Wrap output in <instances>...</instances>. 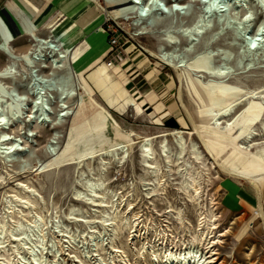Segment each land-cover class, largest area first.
Instances as JSON below:
<instances>
[{
    "label": "rangeland",
    "instance_id": "1",
    "mask_svg": "<svg viewBox=\"0 0 264 264\" xmlns=\"http://www.w3.org/2000/svg\"><path fill=\"white\" fill-rule=\"evenodd\" d=\"M7 1H0V19L16 49L25 51L29 45L28 38L23 33H16V18L12 19L6 14L10 7L15 6L12 2L7 4ZM98 1L106 11H101L92 4L99 10L101 16L99 21H95L94 30L102 29L101 34L105 36L108 46H110L108 40L112 37L117 38L120 43L108 54L105 61L115 64L111 71L113 76L123 70L126 71L123 82L131 95L140 102L143 111L138 112L135 107L124 111L114 110L103 103L100 97L94 93L93 98L111 115L113 121L104 128L93 130L92 116L97 112H92V107L88 106L87 112L84 110V117L83 113L81 116L90 120V126L86 129L85 136L79 135L77 139L72 129L74 116H63L59 124L52 126L60 133L58 148L55 151L46 152L44 146L52 131L50 120H53L57 115L59 108L57 106L60 105L56 99L55 102H52L53 99H49L52 104L48 105V112L44 117H39L38 113H32L34 118L29 119L31 114L26 112L21 115L25 117L28 114V117H25L26 127L22 125L19 128L18 120L14 123L16 128L12 126L15 128L12 135H16V138H20L24 133L27 136V131L28 134H32L28 135L31 141L30 146L25 150L26 152L20 153L18 162L21 161L24 166H31L35 163L44 164L63 152H72L77 148L78 150H87L85 149L87 147H83L85 145H88L89 149L106 146L117 139L123 140L121 134L126 129L135 131L136 140H141L146 135H160L166 130H171L163 126V122L173 117L176 121L177 119L180 121L178 128L184 131V138L187 141L186 150L182 155L183 160H193L191 152L193 142L197 143L198 149L204 157L205 165L193 162L192 168H190L197 170L201 166L200 170L203 174L201 179L205 181L204 194L199 198L198 203L191 202L181 189L183 174L176 172L178 166L174 164L168 170L162 161L160 166L164 171L163 178L167 179L169 186L163 191L156 189L158 186L155 181L151 185H147V182L152 181L153 177L144 173L140 165L139 148L134 145L111 152L114 159H107L110 164L107 172L102 176L106 191L101 192L104 195L99 193L102 197L97 198L99 199L98 206H90L83 203L85 197L79 192L85 190L89 178L100 177L98 159L86 163L79 172L75 171L71 164L53 168L38 175L35 173L23 174L18 170L17 163L6 160L2 153L3 149L0 148V223H5L9 228L14 224L13 222L19 219L20 215L30 217L35 214H41L46 222L40 234L32 232L34 241L25 239L19 241L15 238H21L23 235L8 234L4 243L0 245V264H18L20 261L22 264H157L156 262L163 258L166 249H172L175 252L185 247L195 246L199 251L205 253L207 250L204 249V246L198 240L192 244V239L199 235L200 212L198 209L204 206L206 213H210L211 198L214 202L213 209L218 217L217 230L219 233L217 235L224 234L219 238V242L211 248L213 251L207 254V256L214 254L212 256L214 263L212 264H264V228L260 225L261 222L256 220L239 243L234 239L244 222L249 221L256 213V210L252 208L253 204L246 196L247 192L252 196L251 187L247 182L237 180L212 166L213 157L206 151L199 137L191 135L192 121L181 108V101L178 100L181 89L184 105L192 115L194 123L202 129L204 115H202L201 104L191 88L190 77L204 87H220L222 95L217 101L211 103L212 108L239 93L243 94L248 90L264 86L263 37L257 48H253L251 51L247 49L246 23L240 24L239 20L233 17L232 14L236 9V4H234V10L230 7L229 10L222 13L223 15L215 11V13H211L209 30L194 43L190 51H187L185 49L186 38L183 36L185 35L184 30L192 24L194 17L203 7L204 0L202 2L190 0L188 5H184L185 8L181 10H176L174 4L173 8H170L172 0H158L165 5L160 12H155L153 15L150 13V17L133 18L126 21L122 18L118 20L110 18L108 13L113 8H110V5L104 0ZM184 1L186 4L188 0ZM232 1L234 2V0L228 2L233 5ZM249 1L255 5L256 20L253 22L255 27L263 7L259 3L260 0ZM154 4L157 3L154 2ZM58 7L59 4L58 6L51 5L41 18L37 19L40 22L37 25L38 31H43L45 24L51 20L57 27L56 33L53 34L55 36L68 28L65 18L60 19L56 16L60 10H56ZM13 16L15 17V14ZM75 30L67 36L71 49L78 40L84 37L83 34H78L83 32L82 28L76 27ZM77 31L78 33H76ZM71 34L73 35L70 36ZM21 36L25 37L18 39ZM173 37L179 43L170 46L171 42L169 41H173ZM96 40L89 39L91 50L87 51L88 53L93 50ZM163 41L161 49L157 45ZM148 50L158 51V54L164 55L165 59L151 56ZM100 51V49L93 50V56L99 55ZM226 51L229 52V55L226 54ZM205 53L216 54L212 58L214 64L220 60L226 62L227 83H218L219 79L209 75L203 68L194 65L196 60ZM93 56L90 55L89 59ZM168 60L178 63V65L182 62L184 65L187 64L185 65L187 67L181 68L183 76L181 81L177 71L166 64ZM5 62V55L0 52V68ZM74 80L79 85L77 74H75ZM20 91L23 92V89ZM77 92L82 95L85 89L79 88ZM149 92L156 96L157 103L162 104L160 116L171 111L169 115H165L164 119H161V122L163 120L161 125H157L148 117L154 111V105L142 100V96ZM142 102L146 104L142 105ZM236 110L241 112L236 116L237 121L232 130L226 128L225 125L214 127L211 124L209 126L228 135L227 140H222L226 141L223 144L231 145L243 153L258 156L264 162L263 136L258 134L251 143L247 139L246 133L240 130L241 127L245 128L249 125L261 126V122L264 120V105L259 100L244 101ZM203 135L210 144L211 141L216 140L211 136ZM159 140H154L153 149L154 155L161 159ZM167 140L169 150L174 155L178 151L175 139L168 136ZM125 153L128 155L127 160H120V157ZM213 154L220 155L219 148H214ZM236 154L237 151L229 153L225 151L219 156V159L227 167L241 169ZM11 175H15L12 180L9 179ZM17 179L26 180V184L36 190L38 195L34 196L35 206H26L20 201V197L25 194L24 188L16 185L15 180ZM261 189L264 207V185L261 186ZM148 190L152 194L147 193ZM77 197L80 201L75 200ZM10 204L14 205L13 213H10L8 209ZM72 205L78 209L74 214H70L69 211ZM158 232H164L163 239H158ZM32 233L30 232V234ZM41 236L44 238V246L38 244ZM19 244L21 245L19 250L21 254L17 252ZM30 247L34 249L35 256L28 249ZM21 256H25L27 260H23ZM34 257L38 260H34Z\"/></svg>",
    "mask_w": 264,
    "mask_h": 264
},
{
    "label": "bare ground",
    "instance_id": "2",
    "mask_svg": "<svg viewBox=\"0 0 264 264\" xmlns=\"http://www.w3.org/2000/svg\"><path fill=\"white\" fill-rule=\"evenodd\" d=\"M16 1L23 7L24 10L27 11L31 18H34L35 22L37 19L39 20L41 18V16L51 5L56 4L58 6L59 4L61 9L57 12L56 16L57 18L60 17V19L65 18V21L68 22V28H65L61 34L55 36L53 34L56 33L55 30H57V27L54 26L55 22L51 20L48 24H45L43 31H38L37 25H39L40 22L37 21L36 24L33 23L31 18L23 14V12L13 4L15 7H10L6 14L9 17H12V19L16 18V33H23L28 38L29 45L26 47L25 51H22L16 49L2 23V20L0 19V52L6 57L5 64L0 68V148L3 149L2 153L4 154L6 160L8 162L17 163L18 170L23 174L35 173L38 175L53 168H59L61 166L71 164L74 166L75 171L79 172L84 168L86 163L92 162L94 159H98V174L100 177L92 178L90 176L91 178H89L86 182L85 190L83 192H79V194H83L85 197V201H83V203L90 206H98L99 199L97 198L102 197L99 195V193L101 194V192L106 191V186L102 180V176L105 175L110 164L109 161L107 162V159H114V156L111 152L118 151L125 146L130 148L134 145H137L141 156L140 165L146 175L149 174L153 177V179H151L152 181L147 182V185H151V183L155 181V184L158 186H156V189L165 191L169 186V182L167 179L163 178L164 171L161 168L160 163L162 161L167 166L168 170H170L171 167L176 164L178 166L176 172L183 174L181 189H183L185 194H187L191 202L198 203L199 198L204 194L205 181H202L201 179V175H203L202 171L200 170L201 166H199L197 170L190 168H192L193 162H197L202 166L203 164L205 165V160L202 153L199 151L196 142H193L191 145L193 160H183L182 155L186 150L187 141L184 138V131L180 128L166 130L160 135H146L141 140L135 139L136 133L133 129H126L122 131L123 133L121 134L123 140L117 139L112 143H108L106 146H97L99 148L94 146L95 148L89 149L88 145H85L83 147H87L85 148L87 150H78L77 148L72 152H63L61 155L55 157L52 161L44 164L35 163L31 166H24L21 161L18 162L17 159L20 156V153L28 149L30 146L31 141L28 138V135L32 134H28L27 131V136L26 133H24L25 135L20 134L21 137L16 138V135H12L14 134L13 132L16 128V124L14 123H16L18 120L19 128H21L20 126L22 125L26 127L25 117H28V114H31L29 119L34 118L32 113H38L39 117H44L48 112V105L52 104L49 99H53L52 102H55L56 99L57 102L60 103V105L57 106V108L59 107L57 115H55L53 120H50V127L52 128V126L59 124V121L63 116H74L72 129L74 130L75 138L77 137V139L79 135L85 136L84 134L86 133V129L88 126H90V120L83 118L85 114L84 110L87 112L88 106L92 107V112L96 111L98 113H95L92 116V119L94 120L93 130L104 128L107 126V124L113 121L111 115L93 98L94 93L100 97L103 103L112 107L114 110L124 111L130 107H135L138 112H142L143 108L140 105V102L131 95L129 89L123 82L126 71L123 70L116 76L111 74L112 68L115 67V64L113 62H106L105 58L111 52L112 48L106 44L105 36H102L101 34L102 29L97 30L91 38V40H96L99 37L94 43L93 50H101L99 55L94 56L92 52L93 50L89 52L90 55L93 56L91 59H89L90 55L87 52L91 50L89 48V40L83 41V43L75 46L72 49L68 44L69 39L67 36L71 31H76V27L90 28L94 25L95 21L100 20L101 16L99 10L96 8H99L101 11H106V9L103 8L98 0H86L88 4L86 3V6L84 5L85 8L80 11V13L73 15L70 13V9L77 4L78 0H74L67 5L65 2L66 0H45L41 7L34 5L30 0ZM104 1L110 5V8H113V10H109L108 16L114 20L121 18L125 19V21L133 18L142 19L148 16L150 17L153 15V13H158L160 12L159 10H161L159 4L160 2L158 0ZM193 1L202 2L203 0ZM218 1L220 0H204L202 2L204 3L203 7L200 8L199 12L194 17L192 24L189 25L186 30H184L185 35L183 36L186 38L185 49L190 51L194 43L197 42L207 30H209L211 15L207 14L204 6H207L208 9H211L212 6H215V9L212 11V13L215 11L221 15L228 8H233L234 4H236V9L234 10L233 8V17L236 20H239L240 24L247 21L245 22L246 28L252 29L251 37L246 41L247 49L251 51L253 48H257L262 37L264 40V0L259 1L261 7L263 8L260 12V18L256 22L255 27L253 22L256 20V13L254 11L255 5L253 2L249 0H234V2L232 1V5L228 2L229 0H222L224 3L221 2V5H217L216 3ZM154 2L157 4H154ZM189 2L190 0H188L185 4L184 0H172L170 2V8L172 9L174 4L176 10H181L184 9V5H188ZM63 4L64 6H62ZM92 4L95 5L96 8H94ZM163 6L165 7V5ZM13 14H15V17ZM57 22L58 20L56 23ZM72 35L73 34L70 36ZM173 39V41L168 40L171 42L170 46L179 43L177 42L176 38L173 37ZM163 44L164 41L158 43L157 46L162 49ZM148 51L153 57H161L165 59L164 55L161 56L158 54V51ZM226 54L229 55V52L226 51ZM215 55L216 54L214 53H205L196 60L194 65L196 67L203 68L208 72L209 75L219 79L220 81H218V83H227L228 80H226V78L228 74V68L226 66V62H221L220 60L214 64L212 58H214ZM166 64L177 71L178 78L181 81L183 77L181 68L187 67L185 66L187 64L184 65L182 62V64L178 65V63H174L169 60ZM33 70L37 72V76H39L41 79H47L49 82L52 81L53 85H32L29 75L31 77ZM75 74H77V78L80 82L79 85L74 82ZM190 85L198 102L201 104L202 115H204L202 117L203 126L202 129H200L194 123L192 115L184 105L182 100V91L180 89L178 100L181 101V108H183L192 121L193 128L190 132L191 135L198 136L206 151L213 157V160L211 161L213 164L212 166L219 168L220 171L229 174L237 180L247 182L253 191L251 194L252 196H250L249 192L246 193V196L253 204L254 207L252 208L256 210V213L252 216V218L249 219V221L244 222V224L239 228L237 234L234 236L235 241L239 243V241L250 231L251 226H253L256 220L261 222L260 225L264 228V207L261 197V186L264 185V162L258 156L243 153L240 150H236L231 145L223 144V142L226 141L222 140H227L228 135L222 134L220 130H214L209 125L212 124L214 127H222L225 125L226 128L232 130L234 124L237 121L236 116L241 112L240 110L237 111L236 109L244 101L250 102L252 100H259L261 104L264 105V86L248 90L243 94L239 93L228 99L226 102L219 103L212 108L211 103L217 101V99L221 97L220 95H222V90L220 87H204L192 77H190ZM79 88L85 89L84 94H78L77 90ZM20 89H23V92H21ZM142 97V100L154 105V111L149 114L148 117L152 119L154 123H157V125H161V117L169 115L171 111L160 116L159 114L161 113L160 110L162 109V104L156 102V96L152 92H149ZM8 100H10V102H8ZM26 112H28V114L25 117H22L21 115L25 114ZM22 118L23 120L21 121ZM12 126H15V128H12ZM28 130L30 131L29 128ZM240 130L246 133L247 139L251 143L255 140V137L258 134L262 135L264 139V120L261 122V126L249 125L245 128L241 127ZM59 134L60 133L58 130L52 128V131L48 136L44 146L46 152L55 151L58 148ZM203 134H205V136L216 138V140L211 141V145L207 142ZM168 136L174 137V142L177 144L178 151L174 155L171 154L168 147ZM157 139H160L159 146L161 159L154 155L153 142ZM214 148H219L220 155L215 156L213 154ZM225 151L226 153L237 151L236 157L241 169L227 167L220 161L219 156H221V154ZM127 158L128 155L125 153L124 156L120 157V160L123 159L126 161ZM14 176L15 175H11L9 179L12 180ZM25 181L26 180L21 179L15 180L16 185L24 188L23 190L25 195L20 197V201L26 206H35L36 204L34 205V196L38 194L36 193V190L28 186ZM147 193H151V191ZM76 196H78V194H76ZM78 198L79 197L74 199L76 201H80ZM210 200L212 208H210V213H206V209L203 208L204 206H201L198 209L200 212L198 218V226L200 227L199 235H197L198 237H193L192 239V244L194 241L198 240V242H200L207 251L205 253L203 251H199L195 246L185 247L180 251L177 250L175 252L172 249H166L164 255L162 256L163 258L157 261V264L214 263V260L212 259L214 254L210 256H207V254L213 251L211 248L219 242V238L224 234L217 235V233H219L217 230L218 217L213 209V198ZM8 209L10 210V213H13L14 205L10 204ZM77 210L78 209L75 205H72L69 208L70 214H74ZM13 223L14 224H12L9 228H7L5 223H0V245L4 243V240L7 238L8 234L15 236L23 235L21 238H15L19 241H23L24 239L34 241L32 238L34 236L32 232H37L40 234V232L43 230V227L46 225L44 217L41 214H35L30 217L20 215L19 219ZM29 231L32 234H30ZM163 233L158 232V239L164 238L163 236L165 234L163 235ZM38 244L44 246V238H42V236L40 237ZM17 249V252L21 254L19 251L21 249L20 244L17 245ZM28 249L35 256L34 249L31 247ZM21 258L23 260H27L25 256H21ZM35 259L36 258L34 257V260ZM18 264H22L21 261L18 262Z\"/></svg>",
    "mask_w": 264,
    "mask_h": 264
},
{
    "label": "crops",
    "instance_id": "3",
    "mask_svg": "<svg viewBox=\"0 0 264 264\" xmlns=\"http://www.w3.org/2000/svg\"><path fill=\"white\" fill-rule=\"evenodd\" d=\"M34 5H36V6H42L43 4H44V2H45V0H30ZM74 0H66L65 2H66V5L67 4H69V3H71V2H73ZM13 3L17 8H19L22 12H23V14H25L26 16H28L29 18H31L30 17V15L27 13V11L26 10H24L23 9V7L20 5V4H18L17 3V1L16 0H8L7 1V4L8 3ZM86 3H87V1L86 0H78V2H77V4L75 5V6H73L69 11H70V13H72V15L73 14H77V13H80V11H82L84 8H85V6H86ZM88 4V3H87ZM85 5V6H84ZM7 6V5H6ZM62 6H64V4L62 5ZM57 9H61V7L59 6L58 8H56V10ZM31 20L34 22V23H36L35 22V20H34V18H31ZM94 28H95V26H92V27H90V28H82V30H83V32L81 33H78V31L76 32V33H78L79 35L80 34H83L84 35V37L83 38H81L80 40H78V42L73 46V47H75V46H77V45H79V44H81V43H83V41H85V40H89V39H91L92 38V36H93V34L94 33H96V30H94ZM23 37H25V36H21V37H19L18 39H21V38H23ZM72 47V48H73ZM18 49V48H17ZM161 119H164L163 117H161ZM167 120V119H166ZM165 120V121H166ZM178 120V119H177ZM179 121V120H178ZM162 122H163V120H162ZM180 122V121H179ZM163 126H164V122H163ZM168 128H170V127H168ZM170 129H172V128H170ZM240 199H241V197H240ZM241 201H243V200H241Z\"/></svg>",
    "mask_w": 264,
    "mask_h": 264
},
{
    "label": "built area",
    "instance_id": "4",
    "mask_svg": "<svg viewBox=\"0 0 264 264\" xmlns=\"http://www.w3.org/2000/svg\"><path fill=\"white\" fill-rule=\"evenodd\" d=\"M159 2L161 3V1H159ZM251 33H252V29L251 28L247 29V32H246V38L247 39L251 37ZM108 43L111 46L112 50L115 47H118L120 45L119 40L117 38H115V37L110 38L108 40ZM112 50H111V52H112ZM109 63H111V62H109ZM29 79L32 81V85H35V86L36 85H39V86H42V85H53L52 81L49 82L47 79H41L39 76H37V72L35 70H33L31 77L29 75ZM45 112H47V111H45Z\"/></svg>",
    "mask_w": 264,
    "mask_h": 264
},
{
    "label": "trees",
    "instance_id": "5",
    "mask_svg": "<svg viewBox=\"0 0 264 264\" xmlns=\"http://www.w3.org/2000/svg\"><path fill=\"white\" fill-rule=\"evenodd\" d=\"M141 104H142V105H145L146 103H145V102H142ZM164 126H166V127H170V128H172V129H175V128H178V127H179V124H178V122L176 121L175 118L170 117V118H168V119L164 122Z\"/></svg>",
    "mask_w": 264,
    "mask_h": 264
},
{
    "label": "water",
    "instance_id": "6",
    "mask_svg": "<svg viewBox=\"0 0 264 264\" xmlns=\"http://www.w3.org/2000/svg\"><path fill=\"white\" fill-rule=\"evenodd\" d=\"M0 1H1V0H0ZM221 2L224 3V1L220 0V1H218L216 4H217V5H218V4L221 5ZM159 4H160V9H161V10L164 9V6L162 5V3H159ZM204 9H206L207 14L210 15V14L212 13V11L215 9V6H212L211 9H208L207 6H205ZM161 10H159V11H161ZM245 22H247V21H245ZM248 39H249V38H248ZM249 43H250V42H249ZM177 122H178V124L180 125V123H179L178 120H177ZM25 152H26V151H25Z\"/></svg>",
    "mask_w": 264,
    "mask_h": 264
}]
</instances>
